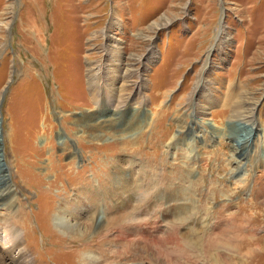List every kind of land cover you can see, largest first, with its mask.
<instances>
[{"label":"rangeland","instance_id":"rangeland-1","mask_svg":"<svg viewBox=\"0 0 264 264\" xmlns=\"http://www.w3.org/2000/svg\"><path fill=\"white\" fill-rule=\"evenodd\" d=\"M0 160L25 261L264 264V0H0ZM164 211L157 238L126 224Z\"/></svg>","mask_w":264,"mask_h":264},{"label":"bare ground","instance_id":"bare-ground-1","mask_svg":"<svg viewBox=\"0 0 264 264\" xmlns=\"http://www.w3.org/2000/svg\"><path fill=\"white\" fill-rule=\"evenodd\" d=\"M97 127H99V125H97ZM250 133H252V130H251ZM249 136H250V134H249ZM249 149H250V141H249V138H246L244 140L243 144H242V147L240 148V153L242 154V151H244L243 152V155L245 156V155L248 154ZM260 155L262 156L261 153H260ZM1 166L2 165H1V160H0V204H2L4 207H7L8 208V207H10L12 205V203H14V201L16 202L18 200L17 199L15 200L13 189L9 185L8 180L5 179L6 174H3L2 175V172L3 171H2ZM186 176H187V178H189L190 174H187ZM239 176H241V175H239ZM102 179H106V178L103 176ZM249 179L250 178L247 179V177L245 178V180H247V182L249 181ZM190 182H191V184L194 185V184L199 183L200 182V179L197 182L196 181H193V180H190ZM247 182L245 183L246 185H247ZM148 185H151V184L148 183ZM210 190H211V194L209 195V197L214 196V194H217V193L223 195V193H224L223 191L225 190V187L216 188V186H214V184H213L212 187L210 188ZM211 198H208V200L211 199ZM167 214L168 213L164 211L162 213V216L158 217L157 220H156V222L153 223V226L149 225L147 221H141L140 222V221H134V219H132V220H128L127 219L128 221H126V224H128V226L131 225V227L134 226V232H133L134 233V236H136V237H143L144 239H148L149 240V239L157 238L158 237V234L160 233V230H161V227H162L161 223H163V218ZM119 220L120 219H117V220L108 222V227L109 226L112 227L113 225H115V223H118ZM65 223H66V220H65V217H64V213H62V211L59 212V213H56V212L55 213H52V211H49L47 213V215H45L42 218V220H40V223L39 224H40L41 227L43 226L44 228H46L45 225L46 226H49V228H53V225L56 226V227H58V228H66ZM123 226H126V225L124 224ZM73 227H74V229H72V230H74L73 231L74 234L79 237L78 238V241H79V243H81L82 242V233L80 232V229H78V228L75 229V227H76L75 225H73ZM131 227L130 228H124L123 231L121 230L122 232H119V234L117 235V239H116V241H120L121 242L120 245L122 246V249H124L123 252H125V254L126 253L127 254H133L134 247H136V245L134 243V239L132 237H131V239H128V236L130 235V232H131V230H130ZM11 232H12V233H10L11 240L9 242L6 240V238H2L0 236V245L2 244L4 246L3 248H5V249L7 248L8 249V251H7L8 255H11L12 254V251H18V254L15 255L14 256V259H13V263L14 264H33L30 260L25 261L27 255H26V253H24L22 251V247H21L22 243L25 242L23 235H20V233H18L16 230L11 231ZM58 232H60V231H58ZM67 234H70V232H68ZM105 236H107V234ZM46 238H47V241L51 244V246H53V244H58L60 246V249L67 248V250H69V247H67L68 246V242H67L68 240L66 239V238H70V237H68V235H64L61 232L58 235L56 233V231H52V233L50 234V236L48 235V236H46ZM57 238H61L59 242H56L55 241V240H57ZM175 238H176V236L174 234H172V232L169 233V234H166L165 233L163 235L162 239L160 240V242H161V244H164V243H166L168 241H173ZM101 240H106V239L104 237H101ZM149 244H151V243L144 242L143 246L141 247V250L142 251H146L147 249H149ZM214 244H211L210 243V245H214ZM31 245H33V243H30V242L27 243L28 248H30ZM82 245L85 246L84 251H75V252L74 251H67V253L69 252L68 254H70V253H72V255L74 254L73 257H74L75 264H101V263H103V262L99 261L100 259L98 257H95V256L92 257L91 255H89L90 253H92L88 249V247H90L91 243H89L88 245H87V243L82 244ZM57 250H59V249H57ZM256 251H258V250L256 249ZM63 252L66 253V251H63ZM86 252H88L89 254H86L85 255ZM60 259H61V261H60ZM56 262H57V264H63L64 263V259L59 256L57 258V261ZM56 262H55V264H56ZM0 264H6L4 258H0Z\"/></svg>","mask_w":264,"mask_h":264},{"label":"water","instance_id":"water-1","mask_svg":"<svg viewBox=\"0 0 264 264\" xmlns=\"http://www.w3.org/2000/svg\"><path fill=\"white\" fill-rule=\"evenodd\" d=\"M4 157V156H3Z\"/></svg>","mask_w":264,"mask_h":264}]
</instances>
